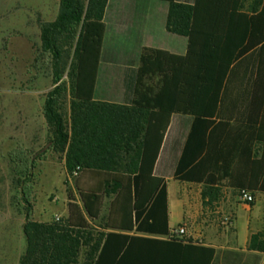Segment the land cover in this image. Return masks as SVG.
Returning <instances> with one entry per match:
<instances>
[{"label": "trees", "instance_id": "16d2710c", "mask_svg": "<svg viewBox=\"0 0 264 264\" xmlns=\"http://www.w3.org/2000/svg\"><path fill=\"white\" fill-rule=\"evenodd\" d=\"M109 1L60 0L57 18L40 24L41 51L49 56L55 85L44 108L50 144L66 156L76 190L69 192L66 220L36 221L30 188L36 161L12 157L14 176L21 177L13 180L16 199L25 211L26 250L19 264H81L85 253L84 264H212V248L137 234L170 232L168 187L155 172L174 118L191 123L175 180L215 184L220 172L239 192L264 193L261 106L257 105L253 125L261 147L256 161H251V176L241 166L235 180L236 159L216 151L223 137L219 132L229 126L223 106L240 78L234 64L252 49H264V0H252L248 10V0H157L169 4L166 29L189 39L188 53L145 48L138 67L121 71L122 104L96 99ZM259 64L257 80L246 71L244 81L262 88L264 95ZM240 151L243 165L247 152L243 147ZM106 199L111 204L105 216ZM250 248L264 253V234L254 235Z\"/></svg>", "mask_w": 264, "mask_h": 264}, {"label": "rangeland", "instance_id": "374dc122", "mask_svg": "<svg viewBox=\"0 0 264 264\" xmlns=\"http://www.w3.org/2000/svg\"><path fill=\"white\" fill-rule=\"evenodd\" d=\"M155 2L109 1L108 25L105 23L108 27L104 49L106 60L99 86L101 93L108 70L114 78L115 95L121 96V90L115 83L119 79L117 68L125 56L110 52L115 43L118 47L115 51L131 49L138 37L137 30L124 31L116 41L112 26L114 16L122 15L127 22L133 21L136 28L142 27L149 16L156 14L160 20L167 15L169 6ZM59 9L60 0H0V264H19L26 250L23 234L25 211L19 206L13 184L14 178L20 180L21 177L14 176L12 157L36 161L30 183L36 221L66 220L69 216V192L76 190V176L67 171L66 156L56 153L50 144V129L44 116L47 95L55 85L49 56L41 51L40 24L54 21ZM134 57V64H139V56ZM64 80L70 91L67 75ZM70 107L69 96L66 105L69 123ZM110 204L111 199H106L105 216ZM86 261L85 253L81 264Z\"/></svg>", "mask_w": 264, "mask_h": 264}, {"label": "crops", "instance_id": "0c3cea01", "mask_svg": "<svg viewBox=\"0 0 264 264\" xmlns=\"http://www.w3.org/2000/svg\"><path fill=\"white\" fill-rule=\"evenodd\" d=\"M155 1V3L169 6L168 3ZM251 2L252 0L246 2L245 10L249 9ZM166 11L167 15L164 19L158 20L156 14L149 16L143 26H139V28L135 27L136 24L133 21L127 22L126 17L122 15L114 16L115 20L112 26L115 29V40L124 31L137 30L138 37L135 39V46L131 49L115 51L118 48L115 43L114 50L112 49L110 52L114 55L125 56L122 64L117 68L119 79L115 83L121 90V96L115 95L114 78L107 70L102 93L99 91L100 75L96 94L98 101L122 104L124 91L122 89L121 71L125 67H138V63L134 64V56H139L140 62V55L145 48L163 50L180 56L187 55L189 39L168 33L166 24L169 8ZM105 23L107 24V12ZM107 35L108 27L105 42ZM260 61L264 71V49L262 50V46L252 49L240 62L234 64V67L241 72L240 78H237V82L234 84L236 88L231 95L227 96L226 105L223 106V114L226 116L229 126L219 132V137L220 135L223 137L216 151L222 153L221 151L224 150L226 157L232 161L236 159V162L232 163V169L235 170L233 174H235L237 181L241 174V166L243 172L248 173V177L251 176V167L254 165L252 163L251 166V161H256L258 147H261L257 143L258 130H254V119L256 118L257 105L262 108L260 119H264V95L260 94L262 88L256 89L253 82L250 81L247 84V80L244 81L246 71L250 72V77L251 72H253L252 81L257 80ZM109 75L111 77H108ZM219 122L220 120H218ZM238 125H243L244 129L247 130H240ZM190 126L191 123L187 119H173L167 135L164 153L156 166L155 173L165 179L168 187L169 231L185 226L188 242L191 241L216 251L212 264H264V253L250 248L252 237L264 234V193H253L256 199L255 203L248 207L239 201V189L233 187L232 180L222 178L224 173L222 175V173L216 172V183L208 185L174 179L175 167L181 158ZM242 147L247 152L243 158V165L240 163ZM130 235H135V233H130ZM137 235L156 240L169 239V235Z\"/></svg>", "mask_w": 264, "mask_h": 264}, {"label": "built area", "instance_id": "2783aa9c", "mask_svg": "<svg viewBox=\"0 0 264 264\" xmlns=\"http://www.w3.org/2000/svg\"><path fill=\"white\" fill-rule=\"evenodd\" d=\"M239 201L246 206L250 207L255 203V196L247 190H241L238 194ZM60 219L58 218L57 221ZM169 239H175V240H182V241H188L187 240V228L185 226L178 227L174 230H172L169 234Z\"/></svg>", "mask_w": 264, "mask_h": 264}]
</instances>
